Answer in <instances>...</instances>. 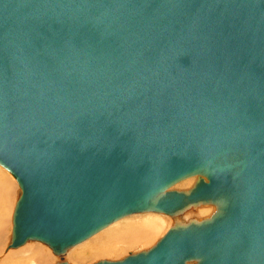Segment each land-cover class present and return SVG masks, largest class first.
<instances>
[{
	"label": "water",
	"instance_id": "95a60500",
	"mask_svg": "<svg viewBox=\"0 0 264 264\" xmlns=\"http://www.w3.org/2000/svg\"><path fill=\"white\" fill-rule=\"evenodd\" d=\"M0 147L10 249L158 213L94 264H264V0H0Z\"/></svg>",
	"mask_w": 264,
	"mask_h": 264
},
{
	"label": "rangeland",
	"instance_id": "374dc122",
	"mask_svg": "<svg viewBox=\"0 0 264 264\" xmlns=\"http://www.w3.org/2000/svg\"><path fill=\"white\" fill-rule=\"evenodd\" d=\"M0 171L7 178V180H3L1 183L5 184V187L7 188H9L8 184H10L12 185V189H13L10 214L8 218H3L2 220H0V264H18L17 262L21 258H16L14 256L16 252L22 251L23 249L29 247L28 245H32V244L33 245L36 244L39 246L36 252L38 253L41 252L42 254H44L43 256L45 258L46 257L48 258L34 264H57L59 262L60 263L68 262L70 264H94L103 260H121L126 256H128L130 253H135L151 248L164 236V234H166V232L170 229V227L174 223V219L163 214H158V213L138 214V215L130 216L113 224L112 226L105 229L101 233L97 234L93 238L89 239L85 243L70 249L66 254H64L61 257L56 256L49 246L40 242H28L25 246L19 249L9 251V244L12 241V237H13L12 218L17 201L20 197V189L18 187L16 180L12 177V175L8 171H6L1 166H0ZM194 181L195 178L184 180L181 183L174 186L172 190L189 188L190 186L193 185ZM201 210L208 211L206 215L199 216V217H205L212 214L214 208L202 207L199 208L197 211H201ZM190 215L191 213H187L184 216H182V219L186 220L187 218L190 217ZM150 221L153 223H150ZM145 224H150L153 227L156 226L157 227V228L155 227L156 230L153 229V232L155 233H152L150 236H147L146 232L143 231L142 229V227H144ZM118 236L121 238L117 239ZM111 237L113 238L111 239ZM114 237H117L116 240H114ZM146 238H150V240H148L146 243H140L145 241ZM85 248L88 250H86ZM74 251H78V252L75 253L74 255H71ZM8 256H11V258L10 257L8 258ZM26 257L31 258L30 255H26ZM14 258H16V260H14Z\"/></svg>",
	"mask_w": 264,
	"mask_h": 264
},
{
	"label": "bare ground",
	"instance_id": "6f19581e",
	"mask_svg": "<svg viewBox=\"0 0 264 264\" xmlns=\"http://www.w3.org/2000/svg\"><path fill=\"white\" fill-rule=\"evenodd\" d=\"M2 167V166H1ZM3 168V167H2ZM7 171V170H6ZM10 173V172H9ZM11 174V173H10ZM12 175V174H11ZM12 177L16 180L18 187L20 189V196L22 195V190L20 188V184L17 181V179L12 175ZM3 180H7V178L1 173L0 171V220H2L3 218H8L9 214H10V209H11V200H12V195H13V189H12V185H9V188L5 187V184H2L1 182ZM14 180V181H15ZM181 183V182H180ZM176 186V185H174ZM20 198V197H19ZM19 200V199H18ZM18 202V201H17ZM3 208V209H2ZM16 208V207H15ZM209 208V207H207ZM15 212V210H14ZM208 213V211L206 210H201V211H197L196 216H201V215H206ZM164 215V214H163ZM188 216V215H187ZM13 219H14V213H13V218H12V224H13ZM150 223H153L150 221ZM156 223V222H155ZM154 223V224H155ZM159 223V222H158ZM144 225V224H143ZM157 225V224H156ZM156 227V226H155ZM151 226L150 224H145L144 227H142L143 231L146 232L147 236H150L153 232V229L156 230V228ZM130 229V228H129ZM120 236V235H119ZM114 237V240L119 239L121 237ZM152 237V236H151ZM113 237H111L112 239ZM107 240V239H106ZM148 240H150V238H146L145 241L140 242V243H146ZM112 241V240H111ZM12 243V241L10 242ZM107 244V242H106ZM105 244V245H106ZM10 245V244H9ZM26 245V244H25ZM24 245V246H25ZM29 247H27L26 249H23L22 251L16 252V254L14 255L16 258H21L17 263L18 264H34V263H38L39 261L45 260L46 258L43 256L44 254H42L41 252L38 253L36 252L37 248L39 247L36 244H32V245H28ZM79 246V245H78ZM111 246V245H109ZM23 247V246H22ZM21 248V247H20ZM88 248V247H87ZM19 249V248H16ZM86 249V248H85ZM102 249V248H101ZM100 249V250H101ZM10 250H15V249H10ZM82 250V249H81ZM80 250V251H81ZM88 250V249H86ZM96 250V248H95ZM106 250V249H105ZM104 250V251H105ZM53 251V250H52ZM94 251V250H93ZM109 251V250H107ZM78 251H74L71 255H74L75 253H77ZM91 252V251H90ZM95 252V251H94ZM100 253V252H99ZM98 254V253H97ZM26 255H30L31 258H27ZM85 255V254H84ZM12 256V255H11ZM11 256H8V258ZM63 256V255H62ZM106 256V255H105ZM13 257V256H12ZM16 258H14V260H16ZM81 258V257H80ZM91 258V257H90ZM7 259V258H6ZM48 259V258H47ZM15 262V261H14Z\"/></svg>",
	"mask_w": 264,
	"mask_h": 264
},
{
	"label": "snow or ice",
	"instance_id": "6c2138e0",
	"mask_svg": "<svg viewBox=\"0 0 264 264\" xmlns=\"http://www.w3.org/2000/svg\"><path fill=\"white\" fill-rule=\"evenodd\" d=\"M0 151H2V147H0Z\"/></svg>",
	"mask_w": 264,
	"mask_h": 264
}]
</instances>
